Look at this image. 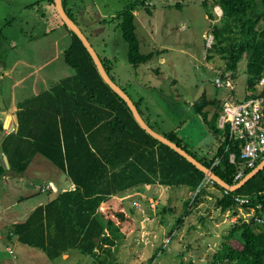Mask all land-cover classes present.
Returning a JSON list of instances; mask_svg holds the SVG:
<instances>
[{
	"label": "trees",
	"instance_id": "16d2710c",
	"mask_svg": "<svg viewBox=\"0 0 264 264\" xmlns=\"http://www.w3.org/2000/svg\"><path fill=\"white\" fill-rule=\"evenodd\" d=\"M50 1L56 5L55 0ZM151 1L133 0L115 18L117 29L129 46V61L136 68L155 56L141 52L135 15L140 9L153 15ZM62 3L77 24L71 0ZM202 6L211 21L217 19V6L223 11L219 23L213 25L214 44L207 49V59L220 56L226 63L222 77L231 74L235 80L241 63L245 62L244 100L257 98L258 80L264 74V0H205ZM63 24L71 36L64 58L73 75L19 105L17 130L2 144L9 169L1 166L0 176L8 171L24 174L34 158L42 155L67 174L75 190L37 208L25 223L14 227L10 238L17 236L20 243L43 251L51 261L77 250L98 264H115L114 248L121 233L117 219L122 224L127 219L123 213H116L115 220L103 215L100 208L104 203L147 185L172 190L187 187L197 193L186 205L188 215L210 195L208 187L201 188L207 176L140 127L127 103L105 83L81 39L64 21ZM99 57L114 81L110 74L112 62ZM134 103L144 121L156 131L140 110L141 101ZM220 105L219 100L210 99L206 92L193 105L195 115L204 121L216 140L212 148L192 153L176 133L163 136L212 169L226 184L235 186L240 182L236 177L241 171L247 176L253 169L244 167L242 156L247 142L231 141L228 129L226 132L219 129ZM209 107L219 109L212 118L207 111ZM232 155L235 162L231 161ZM215 190L220 191L217 206L222 214L227 211L237 214L236 197L247 196L252 198L250 206L262 205L257 215L264 219V170L236 192L226 194L227 189L217 183ZM183 218L178 226H182ZM232 227L213 264H264V225L252 222ZM184 256L183 253L180 264H196L194 259L184 261Z\"/></svg>",
	"mask_w": 264,
	"mask_h": 264
},
{
	"label": "rangeland",
	"instance_id": "374dc122",
	"mask_svg": "<svg viewBox=\"0 0 264 264\" xmlns=\"http://www.w3.org/2000/svg\"><path fill=\"white\" fill-rule=\"evenodd\" d=\"M203 1L152 0L149 6L153 15L144 9L137 11L141 52L144 55L155 53V56L136 68L129 61V46L115 20L133 0H71L79 28L98 55L112 62L110 74L115 83L133 101H141L140 110L159 134L176 133L192 153L206 151L216 143L204 121L195 115L194 103L204 92L211 99L226 94L215 86V80L222 76L226 63L220 56L208 60L206 46V38L213 41V25H217L223 15L221 7L217 6V19L211 21L202 6ZM66 31L56 5L50 0H0V126L4 125L2 112L12 106L10 99L15 92V81L29 79L20 84L17 96L24 92V88L36 94L48 83L47 76H50L51 85L70 74L61 51L71 40H64L61 50L56 44ZM55 54L60 59L52 62ZM244 68L245 62L241 63L238 78L234 79V98L242 96L247 89ZM37 79L39 83L35 88ZM207 111L212 118L219 109L209 107ZM4 137L0 130V142ZM46 162L52 165L48 160ZM34 174L39 175V172ZM41 175L49 176L51 179L46 180L53 185L50 170ZM61 177L66 179L64 174ZM4 180L0 177L1 192L5 191ZM45 182L41 178L37 180V186H45ZM57 189L59 193L62 191ZM133 192L136 193L115 196L103 206L107 209L103 215L115 220L116 213H123L127 219L124 224L120 222V228L124 230H121L114 248L115 264H180L182 259L176 256L181 253L186 254V262L193 258L196 264H213L215 254L230 234L232 225L242 224L241 221L232 224L229 218L223 217L217 206L219 190H209L210 195L201 200L203 203L191 210L189 224L183 223L182 226H178L179 218L175 214L174 217L168 215V209L174 207L183 212L182 204H185L186 214V205L195 199V191L187 187L172 190L150 185ZM20 194L25 196L26 193L21 188H13L8 196L0 194L4 201L0 208L6 209L13 197ZM135 203L141 207L136 208L138 212L134 211ZM30 205L11 208L14 210L9 211L11 221L14 218L17 222L23 221ZM16 211L20 216L15 215ZM14 227L11 223L5 231H0V264H98L77 250L51 261L43 251L20 243L17 236L10 238ZM179 227L183 229L177 230ZM177 232V242H170L169 235H177ZM215 237H222V241ZM8 247L14 254L8 253ZM172 251L174 256L170 258Z\"/></svg>",
	"mask_w": 264,
	"mask_h": 264
},
{
	"label": "crops",
	"instance_id": "0c3cea01",
	"mask_svg": "<svg viewBox=\"0 0 264 264\" xmlns=\"http://www.w3.org/2000/svg\"><path fill=\"white\" fill-rule=\"evenodd\" d=\"M67 39L70 41L71 40V36L66 31V33L63 34V37H61L60 39H58L57 40V43H56L57 44V47L60 50H61V47L63 45L64 40H67ZM68 45L69 46L67 48L69 49L70 44H68ZM67 48L66 49L64 48L61 51V54H62L63 57L65 55V52L68 50ZM59 49H57V50H59ZM59 59H60L59 58V55L58 54H55L54 59H52L51 61L52 62L55 61V60L58 61ZM64 60H65V58H64ZM162 62H164V61L162 60ZM49 63L50 62H48L47 65ZM70 70H71V72H69L70 74L67 77H70V76L73 75V70L71 68H70ZM67 77H65V78H67ZM49 78H50V76H47L48 83L45 84L44 86H42V90L39 91V92H37L36 94H33L32 92L29 93L24 88L23 89L24 92H19L20 95H18V96L16 94V91L20 87V84L21 83H26L29 79L23 78L24 81H23V79H20V80L15 81V83H14L15 85H13V89L15 90V92L12 93L11 99H10L11 102H12V106H11V108L6 107L5 110L1 114V117H3V115H4L5 118H4V121H3L4 122V125L2 124L0 126V130H1V132H4V136L5 137L0 142V167L4 165L5 167H7L9 169V166H8V163H7V158H6V156L4 155V153L2 151V144H3L4 139L8 135L12 134L13 132H15L17 130V127H18V124H19V122H18V116H17V109H18L19 105L21 103L25 102L26 100H29V99L33 98L34 96L38 95L39 93H41V92H43V91L51 88L56 83H58V82H60L62 80V79H60L58 82H55V83H53V84L50 85L49 84V81H50ZM65 78H63V79H65ZM44 81L46 82V80H44ZM35 83H36V85H35V88H36L37 85H38V83H39V80L37 79L35 81ZM220 91H225L226 94H224L220 98H218L219 97L218 96L215 99H217V100H219L221 102V107H222V104H223L224 99L226 97L230 96V95H234L235 91L234 92H230L229 90H220ZM244 94H245V92L242 94V96L237 97V98H240L241 99V100H238V101H244V99H245V95ZM46 160H48V159H46L42 155H37L34 158V160L32 161V163H31V165H30V167H29V169H28V171L26 173L21 174V175H16L14 172L8 171L3 176H0V177H4L5 178V180L3 181L4 182L3 186L5 188V191L4 192H1L0 191V194H4V196H6V195L8 196L9 195V192L13 191V188H18V189L21 188L23 190V193H26L25 196H22L24 194H20L19 197H17V198L13 197V200L10 201L11 204L10 203L7 204V208L6 209H1L0 208V226L1 225H4L3 227H0V231L1 230H4L5 231L7 229V226L9 224L11 225V223H12V225H15V226L18 225V224L25 223L30 218V216L33 214V212L37 208L42 207V206H46L47 204H49L52 201H54L55 199H57L60 196V194L66 192V191L75 190V185L73 184V182L71 181V179L67 176V174H65L60 169H58L56 166H54L49 160L48 161L52 165H48L47 162H46ZM49 170H50V172L53 173V179H52L53 185H51V183L49 182L50 180H46V179H51L49 176H47V175H43L42 176L41 175L42 172L49 171ZM36 171L39 172V175H35L34 174V172H36ZM62 174H64V176H65L66 179H62V177H61ZM41 178L42 179H45V181H46L44 183L45 186H41V187L39 186L38 187L37 186V180H40ZM48 186L51 187V188L49 190H46V188ZM149 186L150 185H147V186L140 187V188H136V189H143V188L149 187ZM159 186L160 185H157L158 188H159ZM161 187H163V186H161ZM57 188H61L62 191L59 193ZM134 190L135 189L129 190L127 192H124V194L128 195L130 193H136V192H133ZM156 190H158V189H156ZM44 193L47 194V196H45ZM0 198H1V196H0ZM113 198H115V196ZM110 200H108L107 202H110ZM3 202L4 201L0 199V207H2ZM30 203H31L30 209L25 214V218L23 219V221L20 220V222H17L16 219L14 218V221L12 222L11 220H13V218H11V216L9 214V211H14V210H10V209L11 208H15L16 206L19 207V206H23V205L30 204ZM182 208H183V212H181V209L178 210V211H176L174 209V207L169 208L168 210H170V211L168 212V215L174 217V214H175V216H177L179 218L178 219V222H179L180 218L182 216H184V218H183L184 222L183 223L185 225H187L190 222L191 214H188V215L184 214L185 204H182ZM134 211L135 212H138L136 208L134 209ZM17 212L18 211H16L15 215L20 216V214L17 213ZM163 214L165 215L166 213L164 212ZM120 225H121L120 224V221H118L117 222V226L120 227ZM182 229H183L182 227H179L177 230H182ZM121 230L123 231L124 229L121 228ZM178 234H179V232H177V235H175V234H172L171 235L170 234L169 237H168L169 238V241L172 242V243L173 242H177V239L176 238H177ZM173 252L174 251L170 252L171 253L170 258H173V256H174V255H172ZM176 255L177 254H175V256ZM181 255H182V253L180 255L176 256V258H182Z\"/></svg>",
	"mask_w": 264,
	"mask_h": 264
},
{
	"label": "built area",
	"instance_id": "2783aa9c",
	"mask_svg": "<svg viewBox=\"0 0 264 264\" xmlns=\"http://www.w3.org/2000/svg\"><path fill=\"white\" fill-rule=\"evenodd\" d=\"M222 15L223 11L221 9ZM216 14V11H215ZM217 16V15H216ZM212 37V36H210ZM206 38L207 49H211L214 44ZM215 86L221 90H230L233 92L235 81L231 74L225 77L219 76L215 80ZM259 96L255 99L238 101L234 95L226 97L222 104V113L218 121L219 129L223 132L229 131V139L231 141H245L247 142L243 150V161L245 169H255L257 165L264 160V74L258 80ZM231 161L235 162V156H231ZM245 172L241 171L236 181H241L245 177ZM202 187H208L209 190L215 189V182L207 177L203 182ZM51 187H47L49 190ZM199 192V190H198ZM230 190L226 191L229 194ZM237 214L232 211H227L223 214L224 218H229L230 222L237 223L241 221L242 224H251L255 222L264 225V219L257 215L258 211L262 210V205L258 204L255 207L252 204V198L247 196L236 197ZM105 204L100 208L101 213H105ZM135 208H141L138 203H135ZM116 219V218H115ZM228 220V221H229ZM9 254H14L11 247L7 248Z\"/></svg>",
	"mask_w": 264,
	"mask_h": 264
},
{
	"label": "water",
	"instance_id": "95a60500",
	"mask_svg": "<svg viewBox=\"0 0 264 264\" xmlns=\"http://www.w3.org/2000/svg\"><path fill=\"white\" fill-rule=\"evenodd\" d=\"M55 4L58 10V13L60 14L63 21L66 23V25L81 39L87 50L89 51L90 55L92 56L98 71L105 81L107 85L111 87V89L116 92L128 105L130 110L132 111L134 118L136 119L137 123L140 125V127L145 130L149 135H151L153 138L157 139L159 142L169 146L171 149L176 151L178 154H180L182 157L186 158L190 163H192L194 166H196L199 170H201L203 173L206 174L207 177L211 178L215 183L219 184L223 188L230 190L232 192H236L237 190L241 189L243 186H245L250 180H252L256 175H258L261 171L264 170V160L247 176H245L237 185L235 186H229L226 184L222 179H220L212 169L207 168L202 163H200L198 160H196L193 156H191L188 152H186L184 149L180 148L177 144L170 141L165 136L159 134L155 130H153L142 118L140 112L138 111L134 101L130 98V96L121 88L119 87L108 75L106 72L101 59L94 49L93 45L90 43L88 38L85 36V34L82 32V30L79 28V26L68 16L67 12L65 11L63 7L62 0H55ZM230 226V225H229ZM215 239H218L219 241H222V237H215Z\"/></svg>",
	"mask_w": 264,
	"mask_h": 264
}]
</instances>
